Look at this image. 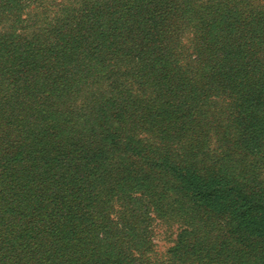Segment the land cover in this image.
<instances>
[{
  "label": "trees",
  "instance_id": "obj_1",
  "mask_svg": "<svg viewBox=\"0 0 264 264\" xmlns=\"http://www.w3.org/2000/svg\"><path fill=\"white\" fill-rule=\"evenodd\" d=\"M146 1L154 3V13L177 8L171 1L188 2L193 13H208L214 6L223 9L230 2L193 0L201 1L196 7L192 0ZM146 30L132 27L117 33L113 49L48 48L41 60L34 48L0 49V264H144L140 251L148 244L147 236L137 234L135 219L143 202L154 206V213L163 212L160 217L181 223L171 249L178 264H264V253L242 250L229 232L213 251L205 244L208 233L221 229L219 213L231 218L241 216L247 205L264 206V98L253 100L254 87L237 86L235 79L226 77L232 72L230 61L209 66L218 81L207 82L203 72L199 84L193 85L184 82L183 72L166 79L170 68L166 56L152 67L159 76L149 79V89L141 93L152 92L148 101L122 91L105 102L87 95L79 99L87 111L84 115L76 111L73 98L66 101L68 81L76 82V74L93 79L101 70L102 79L109 82L105 91L123 75L130 81L139 79L134 74L137 53L132 56L136 51L123 45L137 47L140 39L138 49L143 53L149 40L159 43L157 33ZM105 62L111 63L110 70L105 71ZM120 67L126 70L117 71ZM40 70L45 73L35 76ZM236 76L244 74L240 71ZM258 76L264 80V67ZM203 82L213 85L215 94L228 93L237 110L235 120L228 118L229 124L220 127L214 149L208 142V124L215 123L212 114L201 116V108L196 113L191 110L196 101L190 98L196 90H208L200 85ZM229 88L237 90L233 98ZM107 113L109 123L118 124L113 130L104 125ZM137 129L149 136L141 149L149 157L146 170L136 165L141 154ZM200 165L202 170L194 174ZM157 167V172L172 171L170 179L178 182L170 185L154 172ZM221 177L250 185L252 192L245 196L238 188L242 200L237 211H228V202L218 201L230 191L228 184L211 187L209 183ZM115 205L120 221L109 218ZM193 236L198 241H189Z\"/></svg>",
  "mask_w": 264,
  "mask_h": 264
},
{
  "label": "rangeland",
  "instance_id": "obj_2",
  "mask_svg": "<svg viewBox=\"0 0 264 264\" xmlns=\"http://www.w3.org/2000/svg\"><path fill=\"white\" fill-rule=\"evenodd\" d=\"M228 1L230 2L226 3L223 9L214 6L215 10L208 13L206 11L191 12V5L186 1H171L174 6L178 7L168 10L167 13H154V3L146 0H0V49L24 52L25 49L29 51L30 48H34L38 54L36 59L41 60L45 50L48 48L53 50V47L59 46L77 47L80 50L88 48L103 50V48L110 47L113 49L115 35L131 31L132 27L137 31L148 29L146 31L157 33V36L154 37L159 38V43L149 40L147 43L149 49L143 53L138 49V44L142 43L140 39L137 41V47L129 43L123 45L126 49L136 51L132 53V56L137 53V57H134L136 64L134 74L136 77H140L139 79L130 81L123 75L118 78L119 82L114 81L112 87H108L106 91L105 87L109 82L102 79L103 72L101 70L93 79L85 74L83 76L76 74L75 77L78 78L76 82L74 78L69 79L67 93L70 98L66 101L72 102L73 98L74 105L77 107L76 111L81 112L82 115L87 114L81 104V100L87 95L91 99L102 98V101L105 102L108 98L116 97L118 91H122L123 94L130 92L132 98L139 95L141 99L145 98L144 100L148 101L152 92H146L145 96H142L141 93L144 88L149 89L147 84L149 79L159 76L152 70V67L162 62V58L166 56L168 59L166 62L170 64L166 79L172 80L174 72L178 74L183 72L184 82L193 85L199 84L200 75L203 72H206L207 82L218 81L215 69L211 70L209 66H217L215 63L223 60L230 61L232 72L226 77L235 79L237 86L248 84L254 87V90H250L254 94L252 99L255 100L256 97L262 101L260 98H264V80L262 76H258V73L264 67V0ZM192 3L197 7L201 1L192 0ZM214 5H218V3L214 2ZM168 6L173 7L171 4ZM117 15H121V17L118 19ZM142 22H146V24L142 25ZM78 34H80L79 38H77ZM150 45L153 48H150ZM163 50L167 52L162 54ZM69 60V58L65 59L63 64L69 63ZM84 63L92 65V63H96V60H86ZM105 63V71L110 70L111 63ZM45 65H47L46 62ZM80 70L78 69V72ZM116 70L123 73L126 68L120 67ZM257 70L258 73H256ZM42 71L45 73L44 70H40L35 76ZM240 71L244 77L236 76ZM225 72L226 70H223V73ZM147 76L149 78H146ZM202 84L204 87H208V90H196L195 95L190 98L196 101L191 110L196 113L201 108L202 112H198L201 116L212 114L211 119L215 123L212 124L213 130L212 126L208 124L210 128L208 142L209 148L214 149L215 142L220 139V127L223 124H229L226 123L228 118L231 121L235 120L236 104L231 101L228 93L215 94L216 90L212 88L213 85L208 86L205 82L200 85L202 86ZM90 86H92L91 89ZM27 91H29L28 88ZM228 91L231 96L232 93L237 92V90L234 91V88H229ZM202 102H205L203 107ZM256 103L254 101V105ZM67 106L71 108L70 105ZM218 114L223 116H218ZM223 118V123L219 124V120ZM102 119L109 130L118 127L114 121L109 123L111 119L108 113ZM198 120L200 119L198 118ZM206 121L208 123V120ZM218 125L219 127L216 129ZM199 126L201 127V125ZM145 129L149 128L145 127ZM150 130V133L154 131L151 128ZM135 131L138 140L137 147L141 151L149 136L143 130ZM243 135H247L246 131L243 132ZM146 152L141 151L140 157L136 159L137 167L142 170L150 167ZM153 167L154 165L151 169ZM201 167L200 165L194 174L201 171L203 168ZM250 167L255 168L256 166L251 164ZM157 169L160 167H157L154 172L158 176H162L164 180L168 179L170 185L173 182H178L174 178L170 179L174 174L172 171L163 170L164 174H161L163 172H157ZM204 175L205 173L201 174L202 177ZM221 178L219 181L211 180L209 183L211 187L221 182L227 183L230 191L226 195H220L222 197L218 201L228 202L230 205L228 211H237V206L242 200L238 188L244 195L245 192H252L249 190L250 185L239 183L232 177ZM142 200L145 199L142 198ZM154 209V206L143 202L138 205L137 217L134 216L139 222L137 234L147 236L148 244L140 251L142 261L144 264H178L177 260L172 258L171 249L180 233L181 223L160 217L163 212L159 211L156 214ZM117 210L115 205V208L109 213L110 219L120 221ZM243 210L244 213L241 216L236 215L231 218L218 214L223 220L221 229L207 234L205 241L207 249L213 251L229 232L238 240V245L242 250H252L258 254L264 253V206L247 205ZM130 214L132 213H128V215ZM227 218L229 222H227ZM235 220H241L240 224L236 225ZM197 237L193 236L189 241L192 243L195 242V239L198 241ZM192 250L196 252L197 249Z\"/></svg>",
  "mask_w": 264,
  "mask_h": 264
}]
</instances>
